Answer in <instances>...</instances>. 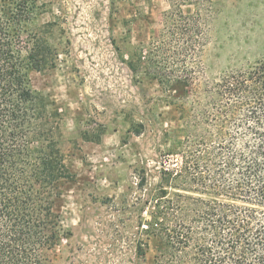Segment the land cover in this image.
<instances>
[{
	"label": "trees",
	"instance_id": "obj_1",
	"mask_svg": "<svg viewBox=\"0 0 264 264\" xmlns=\"http://www.w3.org/2000/svg\"><path fill=\"white\" fill-rule=\"evenodd\" d=\"M164 1L149 49L125 60L179 90L181 166L164 173L144 221L161 246L153 264H264V56L203 80L214 0ZM46 12L40 0H0V264H52L57 202L74 181L61 118L31 86L60 61Z\"/></svg>",
	"mask_w": 264,
	"mask_h": 264
},
{
	"label": "rangeland",
	"instance_id": "obj_2",
	"mask_svg": "<svg viewBox=\"0 0 264 264\" xmlns=\"http://www.w3.org/2000/svg\"><path fill=\"white\" fill-rule=\"evenodd\" d=\"M60 50L54 70L31 86L59 115L66 162L74 174L56 209L61 217L52 264H153L161 246L144 221L164 173L181 166L182 121L176 88L127 66L162 28L164 0H40ZM199 58L202 78L264 56V0H214ZM151 71V70H150ZM152 74V72H149ZM148 250L145 257L137 248Z\"/></svg>",
	"mask_w": 264,
	"mask_h": 264
}]
</instances>
